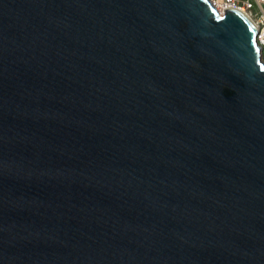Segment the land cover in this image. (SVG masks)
Returning <instances> with one entry per match:
<instances>
[{
    "label": "water",
    "instance_id": "water-1",
    "mask_svg": "<svg viewBox=\"0 0 264 264\" xmlns=\"http://www.w3.org/2000/svg\"><path fill=\"white\" fill-rule=\"evenodd\" d=\"M211 0H0V264H264V62Z\"/></svg>",
    "mask_w": 264,
    "mask_h": 264
},
{
    "label": "built area",
    "instance_id": "built-area-1",
    "mask_svg": "<svg viewBox=\"0 0 264 264\" xmlns=\"http://www.w3.org/2000/svg\"><path fill=\"white\" fill-rule=\"evenodd\" d=\"M222 12L234 8L243 12L256 27V42L261 47L260 58L264 62V0H211Z\"/></svg>",
    "mask_w": 264,
    "mask_h": 264
},
{
    "label": "bare ground",
    "instance_id": "bare-ground-1",
    "mask_svg": "<svg viewBox=\"0 0 264 264\" xmlns=\"http://www.w3.org/2000/svg\"><path fill=\"white\" fill-rule=\"evenodd\" d=\"M217 8V7H216ZM218 9V8H217ZM219 10V9H218ZM220 11V10H219Z\"/></svg>",
    "mask_w": 264,
    "mask_h": 264
}]
</instances>
